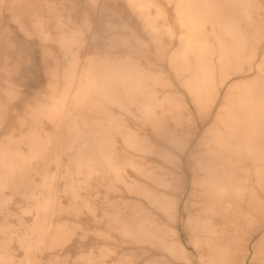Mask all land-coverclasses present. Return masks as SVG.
I'll return each instance as SVG.
<instances>
[{
  "label": "rangeland",
  "instance_id": "rangeland-1",
  "mask_svg": "<svg viewBox=\"0 0 264 264\" xmlns=\"http://www.w3.org/2000/svg\"><path fill=\"white\" fill-rule=\"evenodd\" d=\"M98 1L97 6H93L91 0H62L56 5L70 31L75 32L68 44L61 42L57 18L43 2L37 1L42 24L27 16L20 22L15 21L7 6L0 3V25L11 31L14 42L8 49L9 65L0 70V152L10 153L7 159L11 161L0 162V188L6 177L14 175L0 192L7 200L0 213V227H6L5 234L0 233L1 251L13 253L16 261L23 264L27 259L32 264H52V261L88 264L85 258L91 253L98 258L99 264H206L212 254L206 244L208 236L201 228L193 235L187 224L189 216L200 215L203 220L211 217V224L224 230L234 264H263L264 167L249 162L252 170L249 186L257 203L250 209L244 207L240 217L204 213L208 201L204 194L206 187L193 185L194 178L204 176L200 163L205 162L210 147L203 143L208 128L217 121L223 95L233 82L250 79L258 74L257 70L242 76L233 74L217 102L205 110L200 109L169 64L184 31L177 20L174 3L171 0ZM253 1L257 5L252 10L253 15L264 24V0ZM105 2L110 3L108 11L102 10ZM142 7L155 13L156 29L146 25ZM263 57L264 37L255 63ZM134 63L148 78L145 84L148 96L157 93L161 98L171 93L187 108L185 112L191 116V121L183 126L187 132L184 150L160 142L151 128L144 125V113L132 103L130 84L121 91L117 86L109 101L105 92L92 90L85 83L89 77L103 79L106 65L111 72L118 73L121 68L132 69ZM71 75L74 81L81 82L80 87L77 82L69 87ZM69 88L72 91L69 106L75 104L74 95L78 90L90 89L86 94L94 98L91 105L95 106L97 114L111 119L114 126L123 125L147 136L155 144H164L170 154L168 159L158 154H132L166 174L171 187L160 191L178 202L177 220H169L138 196L128 194L120 183L113 187L107 178L104 180L86 170L79 173L68 162V157L62 155L59 143L67 133L60 121V107L64 91ZM122 93L126 97L119 102L116 98ZM37 131L42 133L47 144L40 155L34 157L30 143L32 136H38ZM116 140L117 151H121V136L117 134ZM58 156L62 158L60 164L56 161ZM127 170L136 180L155 188L151 181L131 168ZM54 174H57L55 183L45 185V176ZM121 199L142 201L160 225L173 231L168 239L183 244L190 261L174 259L159 247L123 238L107 211L109 209L112 214L114 203ZM48 200L56 204L43 213L42 222L45 228L48 224L51 226L46 241L35 249L31 243L38 233L45 232L38 229L36 209L41 205L39 201ZM10 236L11 241L8 240ZM195 236L201 240L199 247L193 244ZM19 237L25 240L24 246L19 243ZM216 240L222 241L220 235Z\"/></svg>",
  "mask_w": 264,
  "mask_h": 264
},
{
  "label": "bare ground",
  "instance_id": "bare-ground-1",
  "mask_svg": "<svg viewBox=\"0 0 264 264\" xmlns=\"http://www.w3.org/2000/svg\"><path fill=\"white\" fill-rule=\"evenodd\" d=\"M37 1L43 2L57 18L61 42L71 43L75 32L70 31L68 23L62 19L63 14L56 7L62 0H0V3L7 6L15 21L20 22L27 16L42 24ZM91 1L93 6L99 4L98 0ZM171 1L184 31L180 35L177 49L169 58V64L200 109L205 110L217 102L233 74L242 76L254 70L258 73L250 79L246 77L233 82L223 95L217 121L208 128V136L203 143L210 147L205 162L200 163L204 176L193 180L194 186L206 187L204 194L208 196V201L204 213L223 217L235 214L240 217L244 214V207L250 209L257 203L256 195L249 186L252 172L249 162L264 167V57L255 63L259 44L264 37V24L253 15L252 10L257 8L253 0ZM109 5V2H105L102 10L108 11ZM142 8L145 9L146 25L156 29L155 13L147 7ZM13 43L11 31L0 25V70L9 65L8 49ZM88 73L91 74L92 70ZM104 74L103 79L89 77L85 83L92 90L105 92V98L109 101L111 93L117 91L118 87L120 90L130 84L132 103L144 113V125L151 128L160 142L180 150L185 149L184 136L187 132L183 126L186 122L190 123L191 116L186 114L187 108L182 102L175 100L171 93L161 98L157 93L148 96L145 86L148 78L137 63H134L132 69L121 68L118 73L111 72L106 65ZM72 78L73 75L68 79L69 87H73L76 82L80 87L81 82ZM90 89H86L87 92ZM86 90L81 88L75 93L76 101L72 106L68 104L72 95L70 88L64 91L61 99L60 121L65 125L67 133L59 143L62 155L68 157V162L79 173L86 170L104 177V180L107 178L113 187L120 183L125 186L128 194L138 196L169 220H177L178 202L160 191L171 187L166 174H163L161 168L146 165L144 159H138L132 154H158L168 159L170 154L164 144H155L147 136L123 125L114 126L111 119L94 111L95 106L91 105L94 98L86 94ZM122 97H126L124 93L116 99L122 102ZM36 134L38 136H32L30 143L34 157L39 156L47 144L42 133L37 131ZM117 134L122 139L121 151H117ZM9 155L8 152H0V162L11 163L7 159ZM56 161L60 164L62 158L58 156ZM128 168L151 181L155 188L130 176ZM13 177H6L0 192ZM56 179L57 174L45 176L44 184L51 186ZM6 203L7 200L0 195V213ZM39 203L41 205L36 209L38 229L45 232L38 233L35 242L31 243L35 249L46 241L51 226L48 224L45 228L43 213L56 204L54 200ZM113 207L112 214L107 210L108 215L123 238L159 247L174 259L190 261L185 246L168 239L173 231L160 225L142 201L121 199ZM187 224L193 235L201 228L208 236L206 244L212 249V254L206 264H234L230 243L224 238L225 232L211 224V217L203 220L200 215L189 216ZM5 229V226H1L0 233L5 234ZM219 235L222 239L220 243L216 240ZM8 240L11 241L12 237ZM18 241L24 246V239L19 237ZM200 243L201 240L195 236L194 246L199 247ZM1 249L0 243V264H23L16 261L13 253H3ZM85 260L88 264H99L93 253ZM26 264L32 263L27 259ZM52 264L58 263L52 261Z\"/></svg>",
  "mask_w": 264,
  "mask_h": 264
}]
</instances>
